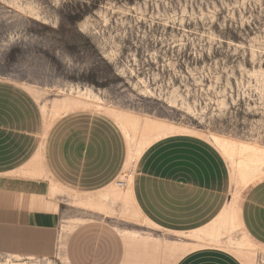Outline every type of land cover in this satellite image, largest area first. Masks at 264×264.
<instances>
[{"label":"rangeland","instance_id":"rangeland-1","mask_svg":"<svg viewBox=\"0 0 264 264\" xmlns=\"http://www.w3.org/2000/svg\"><path fill=\"white\" fill-rule=\"evenodd\" d=\"M0 114L33 121L26 168L48 180L60 215L52 254L0 252V264H264L237 215L264 178V0H0ZM73 115L114 128L109 176L94 177L92 163L64 181L48 170L46 138ZM184 140L220 160L226 200L210 220L173 230L143 212L133 182H115Z\"/></svg>","mask_w":264,"mask_h":264},{"label":"crops","instance_id":"crops-1","mask_svg":"<svg viewBox=\"0 0 264 264\" xmlns=\"http://www.w3.org/2000/svg\"><path fill=\"white\" fill-rule=\"evenodd\" d=\"M81 118L86 119L74 115L67 118L51 130L45 141L47 168L62 181L70 172L79 171V164H94V177H102L104 173L109 176L115 170L114 128L97 119L81 127L78 126ZM18 123L12 114H0V145L6 139H15L20 144L11 151L6 150L9 145L3 146L0 155L16 156L17 162L18 156L30 154L25 162L17 165L5 167L0 161V252L45 257L56 247L59 202L56 194L51 195L48 180L36 175L35 168H26L36 153L33 121L22 126ZM137 170L134 196L143 212L162 227L173 230L197 227L225 205L223 166L211 150L197 142L184 140L159 145ZM79 173L82 177L83 171ZM84 174L86 179L87 173ZM117 177L118 174L113 179ZM237 213L243 232L258 247L264 248L263 177L243 194Z\"/></svg>","mask_w":264,"mask_h":264},{"label":"bare ground","instance_id":"bare-ground-1","mask_svg":"<svg viewBox=\"0 0 264 264\" xmlns=\"http://www.w3.org/2000/svg\"><path fill=\"white\" fill-rule=\"evenodd\" d=\"M78 92H79V91H78ZM81 92H82V91H81ZM81 92H80V93H81ZM82 93H84V92H82ZM82 93H81V94H82ZM88 94H90V93H88ZM87 96H88V95H87ZM93 96L95 97V95H93ZM85 97H86V96H85ZM94 97H93V98H94ZM87 98H88V97H87ZM89 98H90V96H89ZM91 98H92V97H91ZM93 98H92V99H93ZM95 98H96V97H95ZM97 100H98V99H97ZM125 130H126V129H125ZM125 132H126L127 135H129L127 131H125ZM213 138H215V140H218L217 137H214V136H213ZM124 182H125L124 180H120V179H119V180H116V182H115V186H116L117 188H125V187H126L125 184H130V183L133 182V175H129V176H127L126 182H125V183H124Z\"/></svg>","mask_w":264,"mask_h":264}]
</instances>
